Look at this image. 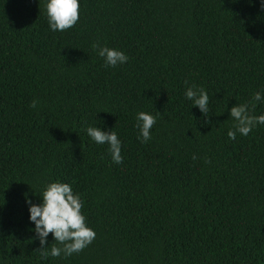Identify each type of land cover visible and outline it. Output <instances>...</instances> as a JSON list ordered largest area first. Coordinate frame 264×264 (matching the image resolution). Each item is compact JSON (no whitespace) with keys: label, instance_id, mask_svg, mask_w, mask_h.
<instances>
[{"label":"trees","instance_id":"16d2710c","mask_svg":"<svg viewBox=\"0 0 264 264\" xmlns=\"http://www.w3.org/2000/svg\"><path fill=\"white\" fill-rule=\"evenodd\" d=\"M79 12L51 32L43 0H0V260L264 264V125L227 137L236 103L264 113L259 0H80ZM93 44L129 59L107 67ZM185 81L207 91V116ZM141 110L156 116L146 143ZM88 126L117 132L120 164ZM51 181L80 193L96 232L70 256H45L28 220L25 195L39 203Z\"/></svg>","mask_w":264,"mask_h":264},{"label":"clouds","instance_id":"9594fccd","mask_svg":"<svg viewBox=\"0 0 264 264\" xmlns=\"http://www.w3.org/2000/svg\"><path fill=\"white\" fill-rule=\"evenodd\" d=\"M40 2V0H39ZM261 9H264V0H259ZM48 28L51 32H64L73 28L80 18V0H43ZM98 57L103 59L104 65L114 68L125 64L129 57L123 50L107 45L93 44ZM184 97L198 107L199 111L207 116L209 111V97L207 91L195 84L188 86L185 81ZM264 90L256 91L253 95L255 101H264ZM31 107H36L34 101ZM255 107V105H253ZM228 115L233 121V127L227 131L229 140H235L237 133L247 136L253 128L264 125V113L251 114V108L246 103H236L228 109ZM135 125L138 129L137 139L146 143L151 139L156 116L147 111H138L135 114ZM86 135L97 145H108V152L114 163L120 164L122 140L116 131L99 126H88L84 129ZM39 203H33L25 195L28 205V220L34 225V239L39 241L40 249H45L44 255L59 257L63 253L70 256L87 247L95 238L96 232L86 224V217L82 212L83 202L79 192L74 191L70 182L51 181L44 185L42 192L38 193ZM49 233L52 240L60 246L46 248ZM3 264V260H0Z\"/></svg>","mask_w":264,"mask_h":264}]
</instances>
